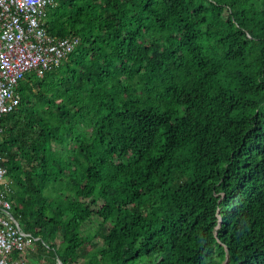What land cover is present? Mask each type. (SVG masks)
<instances>
[{
    "label": "trees",
    "instance_id": "trees-1",
    "mask_svg": "<svg viewBox=\"0 0 264 264\" xmlns=\"http://www.w3.org/2000/svg\"><path fill=\"white\" fill-rule=\"evenodd\" d=\"M79 45L0 118L47 264H264V0H57Z\"/></svg>",
    "mask_w": 264,
    "mask_h": 264
},
{
    "label": "built area",
    "instance_id": "built-area-1",
    "mask_svg": "<svg viewBox=\"0 0 264 264\" xmlns=\"http://www.w3.org/2000/svg\"><path fill=\"white\" fill-rule=\"evenodd\" d=\"M57 0H0V118L20 104L18 85L28 73L41 77L67 60L79 45L76 36L54 37L44 26ZM0 154V264H27L35 239L13 215L14 193Z\"/></svg>",
    "mask_w": 264,
    "mask_h": 264
},
{
    "label": "rangeland",
    "instance_id": "rangeland-1",
    "mask_svg": "<svg viewBox=\"0 0 264 264\" xmlns=\"http://www.w3.org/2000/svg\"><path fill=\"white\" fill-rule=\"evenodd\" d=\"M25 259L27 264H47L48 261L46 260H42V259H37L35 257H33L31 254H29V252H25ZM226 264V263H225Z\"/></svg>",
    "mask_w": 264,
    "mask_h": 264
},
{
    "label": "water",
    "instance_id": "water-1",
    "mask_svg": "<svg viewBox=\"0 0 264 264\" xmlns=\"http://www.w3.org/2000/svg\"><path fill=\"white\" fill-rule=\"evenodd\" d=\"M228 262V260H226L225 261V263H227ZM57 264H62L60 261H57Z\"/></svg>",
    "mask_w": 264,
    "mask_h": 264
}]
</instances>
